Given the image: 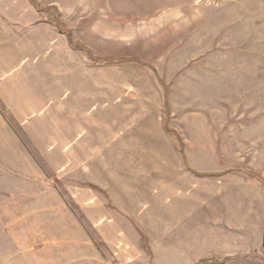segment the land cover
<instances>
[{
  "label": "rangeland",
  "instance_id": "374dc122",
  "mask_svg": "<svg viewBox=\"0 0 264 264\" xmlns=\"http://www.w3.org/2000/svg\"><path fill=\"white\" fill-rule=\"evenodd\" d=\"M37 1L57 6L94 53L137 59L94 62L29 0H0L14 57L38 76L20 123L36 132L29 145L45 182L75 213L84 185L87 200L97 191L126 219L116 231L128 252L109 256L98 241L101 264H184L160 259L157 245L187 246L190 232L199 251L223 258L211 264H264V0ZM94 173L120 179L112 188L130 213ZM175 226L186 239L169 236ZM5 227L0 264H30L28 254L14 255Z\"/></svg>",
  "mask_w": 264,
  "mask_h": 264
},
{
  "label": "crops",
  "instance_id": "0c3cea01",
  "mask_svg": "<svg viewBox=\"0 0 264 264\" xmlns=\"http://www.w3.org/2000/svg\"><path fill=\"white\" fill-rule=\"evenodd\" d=\"M29 1L37 10L45 11L47 21L53 23L51 12L48 13L37 0L36 3ZM14 44L13 36L10 33L7 35L5 25L0 21V224L6 226L4 229L7 237L15 242L14 255L28 254L32 257L30 264H34L33 260L36 263L37 256L40 264H101L105 254L99 241L102 246L105 245L109 256L119 253L121 256V253L128 252L129 239L116 230L117 224H125L126 219L117 216L116 210L109 206L103 194L88 191L87 200L86 187L83 185L78 188V212L75 213L63 198L61 189L45 182L48 174L39 166L29 145L36 143V132L29 129V124L32 123H20L22 106H29L31 109L36 101L38 76L29 63L23 70L21 57H14ZM22 81L27 83L23 86ZM77 175L78 178L83 176L85 184L84 172L78 169ZM109 179L102 178L100 173H94L92 182L100 188L106 187L114 204L130 213L119 203L112 188L113 183H123L116 177ZM107 181H111L112 185L108 186ZM86 219L93 225L94 234L86 229ZM223 226L229 232L238 231L233 223H224ZM118 227L121 228L119 225ZM259 231V239L263 245L264 230L262 228ZM184 232L179 233L177 226L174 231H168L173 240L187 238L190 243L187 246H178L175 243L172 248L166 249L159 242L157 246L160 259L169 255L177 263L179 260H188L184 264L222 261L223 258L199 251L203 245L193 243L197 238L189 236L193 235L192 232H188L189 235L184 238ZM133 244L130 250L134 248ZM43 256L46 257L45 260L42 259Z\"/></svg>",
  "mask_w": 264,
  "mask_h": 264
},
{
  "label": "trees",
  "instance_id": "16d2710c",
  "mask_svg": "<svg viewBox=\"0 0 264 264\" xmlns=\"http://www.w3.org/2000/svg\"><path fill=\"white\" fill-rule=\"evenodd\" d=\"M34 3H36V0H31ZM40 8V6H39ZM44 9L53 15V23L55 24L56 28L59 32L63 33L67 37V41L70 43V45L77 50H83L87 53V55L94 61V62H103L106 61L108 63H118V62H128V61H137V59L132 57H121L116 58L112 57L111 55H98L94 53L89 47L85 46L82 42L77 41L74 39L73 34L70 29L66 28L64 25V22L60 19V12L58 10V7L55 5H50L44 7ZM263 245H264V233H263Z\"/></svg>",
  "mask_w": 264,
  "mask_h": 264
}]
</instances>
